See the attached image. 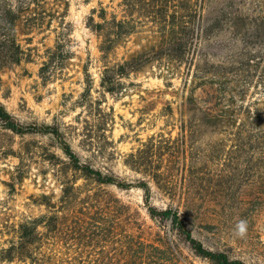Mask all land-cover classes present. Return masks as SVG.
<instances>
[{"label":"rangeland","instance_id":"obj_1","mask_svg":"<svg viewBox=\"0 0 264 264\" xmlns=\"http://www.w3.org/2000/svg\"><path fill=\"white\" fill-rule=\"evenodd\" d=\"M219 2L224 23L217 35L203 43L207 73L196 94L205 113L230 114L239 107L243 113L252 112L257 103L264 105V38L257 45L250 43L254 42V24L242 28L238 25L241 18L234 17L241 15V10L249 16L248 21L255 20L256 26H264V0ZM47 3L52 15L42 26L28 31L19 25L16 29L26 60L0 72V103L21 122L51 123L56 119L80 127L76 122L85 113L79 102L89 84L92 98L100 100L102 108L112 114L109 133L112 145L97 164L120 177L134 179L137 175L124 165L128 154L151 137L160 134L172 140L179 137L177 120L179 112L185 110L188 95L185 75H169L162 72L160 63L154 62L123 76L119 91L113 94L103 92L100 79L105 67L122 64L156 47L168 30L163 31L170 19L164 23L157 17L155 0L142 3L47 0ZM168 6L170 16L173 9L170 3ZM101 10L107 24L102 32H97L88 27V22L93 18L94 23H103L99 17ZM227 12L232 14L231 24L237 26L229 27ZM118 21L125 23V34L117 39L113 22ZM114 42L109 51L104 50ZM252 55L255 58L250 60ZM210 63L215 66L214 75L209 73ZM227 68L233 72L227 74ZM238 91L241 102L231 103L229 97ZM223 126L211 128L205 124L200 144L192 148L200 154L201 164L186 172L188 222L194 236L207 247L225 250L245 264H264V168L258 171L261 185L254 188L248 183L252 172L248 170L247 147L230 141L221 130ZM45 144V138L22 139L0 131V230L44 214V207L36 205L33 199L43 195L53 200L59 197L60 185L43 158ZM219 154H222L219 159H214ZM197 169L198 172L192 173ZM19 170L23 177L18 181ZM226 182L228 190L223 187ZM110 190L139 210L141 217L150 223L140 191ZM154 203L165 207L168 201L155 197ZM240 220L247 222L244 237L235 234ZM9 238L0 234V244ZM181 251L189 262L205 264L190 257L185 249Z\"/></svg>","mask_w":264,"mask_h":264},{"label":"trees","instance_id":"obj_2","mask_svg":"<svg viewBox=\"0 0 264 264\" xmlns=\"http://www.w3.org/2000/svg\"><path fill=\"white\" fill-rule=\"evenodd\" d=\"M169 3L173 9L170 16ZM155 4L157 17L164 23L170 19L164 26L163 31L168 30L161 36V42L122 64L105 67L100 87L105 93H116L123 76L154 62L160 63L162 72L169 75H185L188 95L185 110L179 112L177 120L179 137L172 140L160 134L128 154L124 165L137 175L128 179L97 164L112 145L109 137L112 114L102 108L100 100L92 98L89 84L79 102L85 113L76 122L80 127L56 119L51 123L21 122L0 103V131L22 139L45 138L43 158L60 185L56 200L46 195L33 199L36 205L44 207V214L0 230V234L10 236L0 244V264H193L181 249L205 264H245L225 250L207 247L194 236L188 222L186 172L201 164L200 154L192 148L200 144L203 126L213 128L223 124L221 130L230 141L247 147L248 170L252 172L248 183L258 188L261 185L258 171L264 168V105L257 103L252 112L245 110L246 113L240 107L230 114L203 111L196 94L207 73L203 43L223 27L219 0H155ZM47 5V0H0V72L26 60L16 29L19 25L28 31L42 26L52 15ZM240 12L235 20L241 18L238 25L242 28L254 24V42L250 43L257 45L264 38V26H256L255 20L248 21L249 16ZM99 17L103 23H94L89 18L88 27L102 32L107 24L103 10ZM231 17V12H227L226 21L233 28L237 24H231ZM113 23L117 39L121 38L125 23ZM114 45L115 42L104 50L109 51ZM209 70L214 75L213 63ZM226 70L227 74L233 72L231 68ZM229 98L231 103L242 100L239 91ZM166 111L171 114L170 108ZM19 174L20 170L18 181L23 172ZM227 183L224 190L229 189ZM110 188L140 191L150 223ZM155 197L168 203L165 207L156 206Z\"/></svg>","mask_w":264,"mask_h":264},{"label":"clouds","instance_id":"obj_3","mask_svg":"<svg viewBox=\"0 0 264 264\" xmlns=\"http://www.w3.org/2000/svg\"><path fill=\"white\" fill-rule=\"evenodd\" d=\"M247 232V222L240 220L236 225L235 234L239 237H244Z\"/></svg>","mask_w":264,"mask_h":264}]
</instances>
